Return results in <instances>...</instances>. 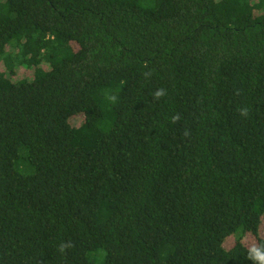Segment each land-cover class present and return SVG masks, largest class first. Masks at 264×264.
<instances>
[{
  "label": "trees",
  "instance_id": "1",
  "mask_svg": "<svg viewBox=\"0 0 264 264\" xmlns=\"http://www.w3.org/2000/svg\"><path fill=\"white\" fill-rule=\"evenodd\" d=\"M263 221L264 0H0V264H254Z\"/></svg>",
  "mask_w": 264,
  "mask_h": 264
},
{
  "label": "clouds",
  "instance_id": "2",
  "mask_svg": "<svg viewBox=\"0 0 264 264\" xmlns=\"http://www.w3.org/2000/svg\"><path fill=\"white\" fill-rule=\"evenodd\" d=\"M164 95H166V91L164 89H160L154 93V97L157 99ZM108 99L114 102L116 100V96H110L108 97ZM240 114L243 116H247V109H241ZM175 119L176 118L174 117L173 120ZM65 247H67V245L62 244L60 246V251L63 252ZM248 258L254 261V264H264V245H253L248 251Z\"/></svg>",
  "mask_w": 264,
  "mask_h": 264
},
{
  "label": "rangeland",
  "instance_id": "3",
  "mask_svg": "<svg viewBox=\"0 0 264 264\" xmlns=\"http://www.w3.org/2000/svg\"><path fill=\"white\" fill-rule=\"evenodd\" d=\"M21 77H24V74L21 72ZM261 236L264 237V221L262 223L261 226V230H260ZM236 242V238L235 237H230V239L228 240L227 245L229 247H231L234 243ZM244 242L247 244V246L249 248H251L253 245L256 246L257 242H256V238L253 235H246Z\"/></svg>",
  "mask_w": 264,
  "mask_h": 264
}]
</instances>
